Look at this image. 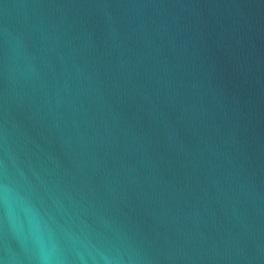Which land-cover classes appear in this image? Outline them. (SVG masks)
Listing matches in <instances>:
<instances>
[{
  "label": "water",
  "instance_id": "water-1",
  "mask_svg": "<svg viewBox=\"0 0 264 264\" xmlns=\"http://www.w3.org/2000/svg\"><path fill=\"white\" fill-rule=\"evenodd\" d=\"M0 264H264V0H0Z\"/></svg>",
  "mask_w": 264,
  "mask_h": 264
}]
</instances>
